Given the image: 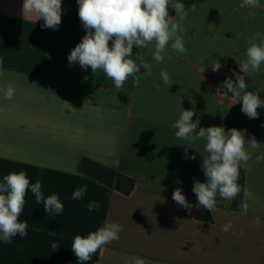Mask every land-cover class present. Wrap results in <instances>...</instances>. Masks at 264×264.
<instances>
[{
  "label": "crops",
  "instance_id": "crops-1",
  "mask_svg": "<svg viewBox=\"0 0 264 264\" xmlns=\"http://www.w3.org/2000/svg\"><path fill=\"white\" fill-rule=\"evenodd\" d=\"M177 2L188 11L178 33L187 53H176L169 44L157 63L154 44L134 46L133 56L139 53L151 74L141 67L139 86L130 77L117 92L103 72L69 64L71 50L86 34L77 0H62L58 30L42 28L44 21L34 15L23 16V0H0V89L9 83L16 89L11 100L0 91V183L5 175L24 171L30 183L40 178L45 198L58 194L64 205L61 214L49 215L29 188L19 217L28 234L10 244L0 241V264H81L71 249L73 238L96 231L105 220L122 225L119 239L85 264H133L136 257L145 264H264V161H256L264 154V107L257 109L258 119L248 118L242 102L231 105L222 79L228 67L240 70L249 39L264 36V0L255 9L243 0H172ZM169 14L176 15L171 7ZM216 62L222 67L213 72ZM161 71L170 84L163 83ZM245 79L247 90L264 100V64ZM189 109L198 129L236 128L261 143L258 150L246 143L252 158L240 168L253 193L247 214L217 195L213 222L196 218L192 189L207 180L201 167L206 142L178 139L172 127ZM83 159L134 179V190L123 195L81 174ZM85 184L86 194L73 200L74 190ZM176 188L193 205L191 213L172 199ZM92 201L100 207L88 211ZM53 242L59 244L56 250Z\"/></svg>",
  "mask_w": 264,
  "mask_h": 264
},
{
  "label": "clouds",
  "instance_id": "clouds-1",
  "mask_svg": "<svg viewBox=\"0 0 264 264\" xmlns=\"http://www.w3.org/2000/svg\"><path fill=\"white\" fill-rule=\"evenodd\" d=\"M77 4L78 16L86 34L71 50L68 56L69 64L78 63L83 69L90 67L92 73L103 72L114 82L117 92L130 77L133 84L139 86L141 67L146 69L144 75L151 74V65L146 63L139 53L133 56L134 46L136 49H143L154 44L153 59L157 63L163 61L162 53L169 44L176 53L186 54L188 51L184 46V38L178 35L184 31L183 21L188 16L182 2L173 4L172 0H77ZM243 5L255 9L259 7V0H243ZM169 7L175 10V17L169 14ZM195 8V4L190 6L191 10ZM22 13L23 16L34 15L36 21L42 19L44 21L42 28L58 30L63 14L62 0H23ZM250 15H254V12ZM245 55L246 60L239 63L240 72L233 73L235 81L229 77L223 86L231 93V105L242 102V112L250 119H258L257 109L264 107V100L257 93L247 90L245 76L258 73L264 64V36L257 33L254 38H250ZM3 65L4 61L0 58V69H3ZM221 67L220 62L211 66L213 72ZM160 75L164 84L171 83L167 72L161 71ZM15 90L11 83L0 89L7 100L13 98ZM194 115L192 109L183 110L172 127L177 129L175 136L178 139L185 142L200 140L206 142L204 151L208 155L203 157L201 167L207 180L204 183L199 181L194 183L192 190L197 198L196 207L212 213L216 211L217 195L225 200H234L243 193V200L238 207L242 214H247L249 208L247 200L253 197V193L246 185L242 187L238 183L240 168L247 167L248 161L252 158L247 148L258 150L261 143L257 142L255 136L246 139L245 131L236 128L228 131L222 126L198 129L197 123L192 120ZM195 158V155L191 157L193 160ZM256 161H264V154L257 155ZM3 181L0 183V241L3 243L10 244L17 235L24 237L28 234L27 222H21L19 217L23 212L29 188L35 196L36 203L43 202L47 214L59 215L63 212L64 205L58 194L54 193L45 198L39 177L35 183H30L26 172L20 171L5 175ZM87 188L86 184L78 187L71 198L73 200L83 198ZM172 199L191 213L193 205L188 203L181 188L174 190ZM99 207V203L95 201L87 205L88 211H94ZM256 223H260L259 218L256 219ZM231 227L229 221L222 230L227 232ZM121 231V224L105 220L101 227L87 236L76 235L71 249L81 264H85L98 250L118 240ZM58 247L57 242L51 244L53 250ZM133 264H145V261L136 257Z\"/></svg>",
  "mask_w": 264,
  "mask_h": 264
},
{
  "label": "trees",
  "instance_id": "trees-1",
  "mask_svg": "<svg viewBox=\"0 0 264 264\" xmlns=\"http://www.w3.org/2000/svg\"><path fill=\"white\" fill-rule=\"evenodd\" d=\"M234 72L239 73L240 70L233 68L231 66L228 67L223 73V77H222L223 82H225V80L229 77L233 79V81H235V75H233ZM79 170L81 174L91 177L92 179H95L96 181L104 185L113 187L123 195H130L135 188L136 182L134 179L125 176L121 173H118L112 168L103 166L89 159L82 160ZM238 183L242 187L245 186V175L243 171L240 172V179ZM242 200H243V193H241L240 196H238L236 199L233 200L235 209H237L240 212L241 210L238 207V205ZM196 218L200 221L207 223L213 222L210 211L198 207H197Z\"/></svg>",
  "mask_w": 264,
  "mask_h": 264
}]
</instances>
